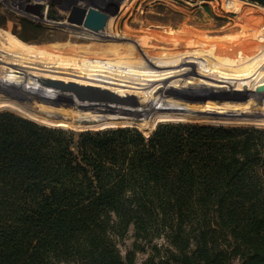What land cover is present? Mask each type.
Here are the masks:
<instances>
[{
	"label": "trees",
	"instance_id": "trees-1",
	"mask_svg": "<svg viewBox=\"0 0 264 264\" xmlns=\"http://www.w3.org/2000/svg\"><path fill=\"white\" fill-rule=\"evenodd\" d=\"M131 229L135 250L170 247L146 264H264V129L75 134L0 113V264H132Z\"/></svg>",
	"mask_w": 264,
	"mask_h": 264
},
{
	"label": "rangeland",
	"instance_id": "rangeland-1",
	"mask_svg": "<svg viewBox=\"0 0 264 264\" xmlns=\"http://www.w3.org/2000/svg\"><path fill=\"white\" fill-rule=\"evenodd\" d=\"M33 5H42L43 18L27 11ZM76 9L101 13L103 30L70 19ZM254 13L264 17L263 8L242 0H0V46L12 50L0 58V113L75 134L134 128L149 137L161 124L264 129V99L251 96L254 90L235 89L230 92L237 95L225 98L203 87L264 79V43L228 31L237 19L254 24ZM41 58L49 61L46 70ZM238 63L252 73L233 76L230 68ZM94 92L129 96L140 105L90 100L106 96ZM245 112L254 121L220 122ZM134 245L131 229L119 249L132 264L170 249L162 237L141 243L142 251Z\"/></svg>",
	"mask_w": 264,
	"mask_h": 264
},
{
	"label": "bare ground",
	"instance_id": "bare-ground-1",
	"mask_svg": "<svg viewBox=\"0 0 264 264\" xmlns=\"http://www.w3.org/2000/svg\"><path fill=\"white\" fill-rule=\"evenodd\" d=\"M226 7L229 8L231 11H237L238 8H239V6H237V5H226ZM254 14H253L255 16L254 19H256L255 20V23H254L255 25L252 24L253 22L251 23L250 20L249 21L248 20L247 21L241 20L239 22L238 19H237L236 21H234V25L228 31L229 32H237V30H239L238 33L236 34V38H242L245 35L254 36V38L259 39L262 43H264V17H262V16L260 17L261 14L259 16H258V14L256 15V13H254ZM4 45L5 46H2V45L0 46V58L6 59V58L9 57L7 55V53H6V51L7 52L8 51L10 52L12 50L11 49H8L9 48L8 47L9 45H7V46H6V44H4ZM42 58L40 59V61H41L40 64L39 63L38 64L40 66H42L43 68H45V70H46L47 69V66L46 65H49V61L47 60V58L46 59L44 58V60ZM230 69H231V73L233 74V76H237L238 74L242 76L243 74H245L244 71L247 72L246 75H248L249 73H252V70H253V68H251V67H249V69H248L246 65H244L243 67H241V64H239V63L233 65ZM241 71H242V73H241ZM210 73H212V72H210ZM226 76H225V74L222 75V77H226ZM228 76H230V75H228ZM237 85H235V83H230L228 80H226L224 82L219 81V82H213V83H210V84H204L203 87L211 88L212 89L211 91L214 92V94H218L219 96H225V98H226V96H232V97H234L235 95H237V94H235V92L233 93V92H230V91H234L235 89H238L239 90L240 88H247V89H251V90H254L255 91V92L253 91V94L251 96L256 97V99L257 98L258 99H264V79H261V82H258V83L255 82V84H252V85H249V84H245L243 86L242 85H239L240 87H238ZM247 95H249V94H247ZM208 96H209V94H208ZM249 97H250V95H249ZM236 99H237V97L234 100H236Z\"/></svg>",
	"mask_w": 264,
	"mask_h": 264
},
{
	"label": "water",
	"instance_id": "water-1",
	"mask_svg": "<svg viewBox=\"0 0 264 264\" xmlns=\"http://www.w3.org/2000/svg\"><path fill=\"white\" fill-rule=\"evenodd\" d=\"M43 7L42 5H33V6H29L27 8V11L29 13H32L36 16H39L40 18L44 17V14L42 13ZM73 15L70 19H77L79 22L83 23L85 27L90 28V29H98V30H103L104 26H105V20L104 17L101 13L95 11V10H82V9H76L73 11ZM74 21V20H71ZM106 94L105 98H101V97H93L90 96V100H98V101H104L103 103H107L108 102H112L115 104H122V105H126V106H131V105H140V102L132 97H127V98H122L119 97L118 95H114L111 94L109 92H94V94ZM88 95H91L92 93H86ZM76 95H78L81 99H82V93H79ZM89 98V97H87Z\"/></svg>",
	"mask_w": 264,
	"mask_h": 264
}]
</instances>
